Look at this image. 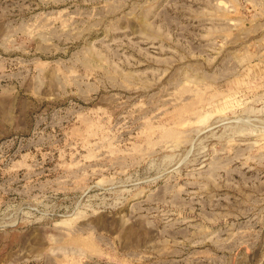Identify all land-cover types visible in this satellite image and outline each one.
Instances as JSON below:
<instances>
[{"label": "rangeland", "instance_id": "obj_1", "mask_svg": "<svg viewBox=\"0 0 264 264\" xmlns=\"http://www.w3.org/2000/svg\"><path fill=\"white\" fill-rule=\"evenodd\" d=\"M0 264H264V0H0Z\"/></svg>", "mask_w": 264, "mask_h": 264}]
</instances>
